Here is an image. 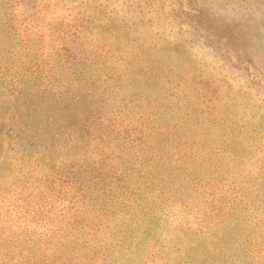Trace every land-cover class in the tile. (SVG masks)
I'll list each match as a JSON object with an SVG mask.
<instances>
[{"label":"trees","instance_id":"16d2710c","mask_svg":"<svg viewBox=\"0 0 264 264\" xmlns=\"http://www.w3.org/2000/svg\"><path fill=\"white\" fill-rule=\"evenodd\" d=\"M46 13L0 0V81L63 110L24 137L0 105V264H264V130L125 77L84 12Z\"/></svg>","mask_w":264,"mask_h":264},{"label":"rangeland","instance_id":"374dc122","mask_svg":"<svg viewBox=\"0 0 264 264\" xmlns=\"http://www.w3.org/2000/svg\"><path fill=\"white\" fill-rule=\"evenodd\" d=\"M29 2L41 5L43 13L47 12L46 21L84 12L96 30L89 39L92 48L108 58L107 67L122 70L125 77L134 75L139 68L140 75L146 73L145 80L160 78L164 85L161 92L169 86L168 93L185 100L206 97L235 127L253 132L264 130V0ZM13 34L10 26L0 27V41L8 51L7 41ZM143 84L149 87L146 81ZM10 91L0 81V105L12 112L19 105L21 125L26 120L24 137L44 129L43 124L36 126L35 117H63V110L50 108L48 99ZM41 152L47 155L43 147ZM149 264L184 261L175 253L169 261Z\"/></svg>","mask_w":264,"mask_h":264}]
</instances>
